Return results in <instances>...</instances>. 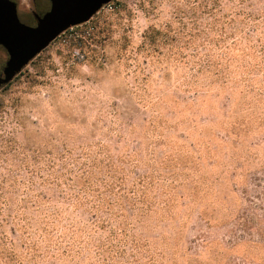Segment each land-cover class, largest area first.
<instances>
[{
    "label": "trees",
    "instance_id": "1",
    "mask_svg": "<svg viewBox=\"0 0 264 264\" xmlns=\"http://www.w3.org/2000/svg\"><path fill=\"white\" fill-rule=\"evenodd\" d=\"M181 4L171 20L144 29L135 54L123 56L125 65L134 61V86L129 91L133 98L146 110L172 114L161 118L158 132L154 115L143 119L152 126V147L117 140V146L95 142L57 151L46 162L43 182L12 185L10 191L20 197L3 204L0 264H207L201 260L213 252L214 242L191 240L176 245L174 235L183 206L192 208L196 203L201 212L210 203L224 205L229 219L225 221L233 220L244 232L238 238L251 230V219L239 211V199L229 207L224 200L212 202L211 197L198 196L202 190L198 178L204 167L215 164V143L224 134L232 152L238 151L235 161L247 166L258 160L251 149L239 152L238 147L252 129L259 133L263 128L253 118L247 99L261 106L264 98V13L246 11L239 18L235 12L224 21L201 5L199 11L191 0ZM202 13L214 20L203 22ZM72 27L75 30L66 29L54 41L80 48L96 60L97 46L108 35L107 29L99 23ZM48 47L29 63L35 70L25 75L30 85L45 72L43 54ZM219 97L224 98L223 107L237 100L239 110L226 114L231 119L222 128L223 135L205 136L194 128L197 118H186ZM230 167L225 170L230 176H218L217 184L236 197V184L247 181L248 170L238 172L234 166L232 172ZM232 208L238 209L234 216ZM154 232L156 236L151 235ZM217 264L237 263L230 257Z\"/></svg>",
    "mask_w": 264,
    "mask_h": 264
},
{
    "label": "rangeland",
    "instance_id": "2",
    "mask_svg": "<svg viewBox=\"0 0 264 264\" xmlns=\"http://www.w3.org/2000/svg\"><path fill=\"white\" fill-rule=\"evenodd\" d=\"M182 2L113 0L84 22L87 25L99 23L108 32L104 41L97 46L96 60L80 48L70 49L62 40H53L43 54L46 58L45 72L36 76V83L30 85L25 78L26 74L35 73L32 65L27 64L18 78L15 77L0 90V219L4 215L3 204L20 197L10 191L11 186L38 185L43 182L46 162H50L57 151L77 150L95 142L117 146V140L130 146L140 141L144 148L152 147V126L143 119L154 115L158 132L161 118L171 117L172 114L166 115L165 112L162 116L158 112L146 110L133 98L129 91L134 86V61L129 60V65H125L123 56L135 54L144 29L171 20L175 7L182 6ZM201 2L191 0V4L197 6L199 11ZM205 3L201 5L202 10H213L224 21H229L235 12H238L239 18L246 11L264 13V0H207ZM210 16L204 14L202 21L214 20ZM69 30L75 28L69 27ZM76 50L84 55L83 59H78ZM252 101L254 99L248 97L247 103L252 106L253 118L263 128L259 133L252 129L247 136L242 137L244 139L238 147L239 152L241 148H249L258 158L257 162L254 160L247 166L234 160L237 159L234 157L238 156V151L232 152L231 142L224 137L222 130L231 119L226 114L232 111L235 115L239 110L237 100L227 102V106L223 107L224 98H215L212 103L201 106L200 111L186 118L188 121L197 118L198 124L193 126L205 136H211L213 132L223 135L215 143V164H208L199 173L202 190H198V196L204 194L211 197L212 202L224 200L229 207L236 206L239 199L242 202L239 211H244L252 224L248 234L238 238L244 232L233 220L227 222L229 219L222 210L224 205L212 207L210 203L211 206H206L202 212L199 203L192 208L183 206L179 221L174 223L176 245H185L191 240H195L196 244L206 240L214 242L213 252L206 253L201 260L207 264L227 262L230 257L237 264H264V98L261 106H255ZM260 117H263L262 120ZM188 123L184 122L185 125ZM180 127L179 131H182L184 125L180 124ZM197 132L192 134L196 136ZM256 142L262 144L256 146ZM228 166H231L232 172H235L234 166L239 167L238 172L242 168L248 170L247 181L243 180V185L236 184L238 197H234L226 188L221 190L217 184L218 176L229 175L230 172L225 171ZM179 176L183 177V174ZM232 209L235 211L234 216L238 209ZM201 214H204L202 218ZM204 218L209 220L208 226ZM157 233L151 235L156 236ZM197 248L203 250L200 246Z\"/></svg>",
    "mask_w": 264,
    "mask_h": 264
},
{
    "label": "water",
    "instance_id": "3",
    "mask_svg": "<svg viewBox=\"0 0 264 264\" xmlns=\"http://www.w3.org/2000/svg\"><path fill=\"white\" fill-rule=\"evenodd\" d=\"M96 0H52V6L35 26L27 25L18 18L15 4L0 0V44L9 58L4 68L8 82L24 66L46 48L55 38L69 27L88 21L98 11L101 2Z\"/></svg>",
    "mask_w": 264,
    "mask_h": 264
},
{
    "label": "flooded vegetation",
    "instance_id": "4",
    "mask_svg": "<svg viewBox=\"0 0 264 264\" xmlns=\"http://www.w3.org/2000/svg\"><path fill=\"white\" fill-rule=\"evenodd\" d=\"M15 4L18 18L21 22L35 26L37 24L38 17H42L47 11L51 9L52 0H10ZM110 0L107 3L112 2ZM99 0H96L92 3V5H97ZM107 3L101 2L98 11L103 9ZM78 25V24H77ZM9 58L8 52L6 49L0 44V90L4 89L19 73H16L11 80L8 82H3L5 78L4 68L6 66V62Z\"/></svg>",
    "mask_w": 264,
    "mask_h": 264
},
{
    "label": "built area",
    "instance_id": "5",
    "mask_svg": "<svg viewBox=\"0 0 264 264\" xmlns=\"http://www.w3.org/2000/svg\"><path fill=\"white\" fill-rule=\"evenodd\" d=\"M110 3H107L106 5H109ZM105 5V6H106ZM76 54H77V57H78V59H83L84 58V55L82 54V53H80L78 50H76V52H75Z\"/></svg>",
    "mask_w": 264,
    "mask_h": 264
}]
</instances>
